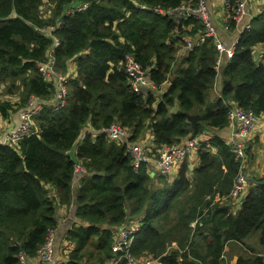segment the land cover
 Returning a JSON list of instances; mask_svg holds the SVG:
<instances>
[{
	"label": "trees",
	"instance_id": "obj_1",
	"mask_svg": "<svg viewBox=\"0 0 264 264\" xmlns=\"http://www.w3.org/2000/svg\"><path fill=\"white\" fill-rule=\"evenodd\" d=\"M190 1L0 0V93L14 97L0 95V116L27 108L32 99L43 105L33 117L35 134L15 146L0 143V264L35 257L57 225L59 208L71 205L87 225L69 231L74 247L60 264H105L115 255L113 234L132 225L138 227L130 247L135 259L223 264L225 245L236 242L248 254L234 264H264V177L253 180L232 211L228 196L240 163L216 133L229 125L234 107L264 116V51L252 55L264 46V22L239 36L218 71L210 38L176 58L185 39L196 42L203 27L162 11ZM237 2L228 0L230 16ZM126 55L153 88L131 87ZM50 60L55 78L66 77L59 109L54 80L39 71ZM218 75L221 91L210 98ZM191 114L198 115L193 125ZM113 123L128 133L127 141L107 138L104 129ZM147 131L149 160L163 147L209 134L196 167L189 169L187 156L167 179L150 176L149 160L133 165L128 147ZM78 137L75 156L83 172L66 155ZM255 236L262 252L248 243Z\"/></svg>",
	"mask_w": 264,
	"mask_h": 264
},
{
	"label": "built area",
	"instance_id": "obj_2",
	"mask_svg": "<svg viewBox=\"0 0 264 264\" xmlns=\"http://www.w3.org/2000/svg\"><path fill=\"white\" fill-rule=\"evenodd\" d=\"M249 0H238L233 7L232 15L229 16L228 22H233L235 25L239 24L245 16L247 10V4ZM223 12H228V0H218ZM207 3V0H191L190 2L181 4L177 9L172 11H162L166 13L176 22L179 19L186 20L188 18L194 19L203 27V32L196 42H192L189 39H185L184 45L179 48L176 54L178 58L186 50H191L195 45L203 42L205 39H212L215 50L217 53V66L218 69L221 64V58L230 59L233 55L235 44L238 42V37L244 31L251 30V22H245L242 27L237 30V37L234 39L233 44L229 46L225 45L221 35L219 34L217 27L212 20L211 8ZM60 26V22L56 26L47 27L48 32H52ZM223 30L230 32L229 24L226 23L223 26ZM55 46L58 45V40L55 39ZM40 74L46 80H54L55 92L52 101L55 103L54 109H59L63 106V97L66 94L65 76H54V62L50 60L39 67ZM125 73L129 79L130 85L134 90H138L140 87L153 88V84L148 80L146 73L143 69L136 64L131 56H125ZM167 86V85H165ZM42 103L37 99H32L29 106L22 109L18 117V125L14 130L10 132L3 144H15L23 137H28L37 132L33 123V117L42 108ZM229 123H236L234 131L231 135L229 146L234 154V157L240 163L239 173L233 183V187L228 197H230L232 204H239L246 194V191L250 185H248L247 176L244 173L243 167L247 161L246 141L252 136L255 131V127L258 118L250 110H243L238 107H234L228 112ZM107 138L112 141H127L128 133L125 132L117 123L111 124L107 129H104ZM148 132V131H147ZM152 138V135L149 133ZM152 140V139H151ZM208 138L204 135L191 136L184 146L178 147H163L159 151L157 159L159 173L167 179L173 178L176 175L178 166L185 160L187 156H195L196 152L207 142ZM129 153L133 157L134 167L142 162L148 161V147H142L138 144H132L128 147ZM79 172H83V168L76 165ZM225 200V199H222ZM138 230L136 225L130 227H121L113 234L112 248L114 250V256L105 262V264H155V261L151 258L135 259L130 252L131 244L133 243V234ZM53 230H50L47 234L46 240L43 245L38 249L36 256L30 260L21 259V264H37L39 262H46L49 264H60L59 261L53 260Z\"/></svg>",
	"mask_w": 264,
	"mask_h": 264
},
{
	"label": "crops",
	"instance_id": "obj_3",
	"mask_svg": "<svg viewBox=\"0 0 264 264\" xmlns=\"http://www.w3.org/2000/svg\"><path fill=\"white\" fill-rule=\"evenodd\" d=\"M207 3L209 4V6H212L210 9L212 12L213 23L217 27V30L219 34L221 35L223 42L227 46H229L230 44H233L234 39H236L237 37V30L239 29V27H242V25L245 22L250 21L251 28H253V22L256 20V18H258L259 20L262 14V9L264 7V0H249L247 4V8H246L247 12L245 16L243 17V20H241V22L237 25L234 24L233 27L229 26L230 32H227L223 30V26L226 23L228 24L231 23L230 21L228 22L230 14L228 12H223V9L220 7L218 3V0H207ZM189 20L195 21L192 18ZM191 27L192 25L190 24L187 27V30H190ZM238 40H239V37H238ZM261 47H264V46L259 45L257 46L256 50L261 49ZM222 62H224L223 59H222ZM222 62L218 68V71H220V69L222 68ZM70 73L74 74V68L71 69ZM221 88H222V79L220 75H218L215 79L213 89L210 92V94L213 93V95H211L210 98L214 96H218L221 91ZM160 95L161 93L157 92V99H156L157 101ZM13 99L14 97H12V99L10 100H13ZM173 108L177 109L178 104L175 103ZM19 113L20 111H17V112L13 111L9 114L8 118H3L0 116V143H2L3 139H5L6 136H8L10 132L14 130L16 126L18 125ZM236 126H237L236 123H231V124L229 123L227 127L222 129L221 131H217L216 133L219 134L223 139L227 140V142H229L231 135L234 131V127ZM207 133L208 132H204V136L206 137V139L208 138ZM212 133H214V131H212ZM150 142H151V136L149 135V132H146L142 136L139 137L136 144L142 147H148ZM185 143H186V139H182L181 142L177 146L178 147L184 146ZM246 145H247V150H248V157L244 165V173L247 176L248 182L250 181L253 182V180L264 177V116L258 118L255 131L252 134V136L246 141ZM211 152L215 153L216 150L212 149ZM189 158L191 159V162L188 163L189 169H193L198 164V158H195V156H190ZM157 159L158 158L149 160L151 163V168H150L151 177L158 176L157 174L159 173V167H158ZM76 181L77 179H75V183ZM231 206H232V211H235L236 209L239 208V204H232ZM73 207L74 206L72 205L69 207H60L57 212V225H56V228L53 230V241H54L53 260L59 261V263H62L61 261L63 260V258L65 259L64 254L67 252V250H71L73 248V246L67 239L69 231H71V229L74 227H78L81 225H84V226L87 225V223L82 222L76 218L75 208ZM248 243L257 252H262L260 246L257 244L256 236L248 240ZM247 254L248 252H246L243 245L236 243V242H228L224 247L223 256L228 264H234L239 256L247 255ZM37 264H49V263L39 262Z\"/></svg>",
	"mask_w": 264,
	"mask_h": 264
},
{
	"label": "water",
	"instance_id": "obj_4",
	"mask_svg": "<svg viewBox=\"0 0 264 264\" xmlns=\"http://www.w3.org/2000/svg\"><path fill=\"white\" fill-rule=\"evenodd\" d=\"M258 54H259V51H258V50H254V51L252 52V55H253L254 59L257 58ZM225 59H226V57H225ZM20 111H21V110H20ZM188 120H189L190 123L193 125V124H195V123L197 122V120H198V116H196V115H189V116H188ZM188 138H189V137H187V139H188ZM185 139H186V138H185ZM79 141H80V137H78V138L73 142L71 148L66 152V155L71 159V161H72L75 165L78 164V160H77V158H76V156H75V149H76V146L78 145ZM248 184L251 185V184H252V181L248 182ZM263 184H264V182H263ZM155 194H156V192H152L151 197L154 198V197H155Z\"/></svg>",
	"mask_w": 264,
	"mask_h": 264
},
{
	"label": "rangeland",
	"instance_id": "obj_5",
	"mask_svg": "<svg viewBox=\"0 0 264 264\" xmlns=\"http://www.w3.org/2000/svg\"><path fill=\"white\" fill-rule=\"evenodd\" d=\"M263 22H264V16L263 17H260L259 18V20H255L254 22H253V29L254 30H258V29H260L261 28V26H262V24H263ZM259 51V54H258V56L262 53V51H264V47H261V49H259L258 50ZM257 56V57H258ZM0 95H2V92L0 93ZM211 95H213V93L212 94H210V96ZM4 98H8V99H12V97H8V96H4V95H2ZM157 175H159V173L157 174ZM153 192H155V191H153ZM231 205H232V203H231ZM77 218V217H76ZM77 219H79V218H77ZM80 220V219H79ZM81 221V220H80ZM82 222H84V221H82ZM86 223V222H85ZM56 228V227H55ZM54 228V229H55ZM72 230H73V228H72ZM71 245L73 246V244L71 243ZM173 245L175 246V244L173 243ZM74 247V246H73ZM244 247V246H243ZM200 248V247H199ZM202 248V247H201ZM245 248V247H244ZM73 249V248H72ZM71 249V250H72ZM245 250H246V252H248V250L245 248ZM68 251H70V250H67V252ZM66 252V253H67ZM242 253H243V251H242ZM92 262H94V260H92ZM92 262H91V264H92ZM87 264V263H86ZM88 264H90V263H88ZM223 264H228L227 263V261L224 259V263Z\"/></svg>",
	"mask_w": 264,
	"mask_h": 264
}]
</instances>
